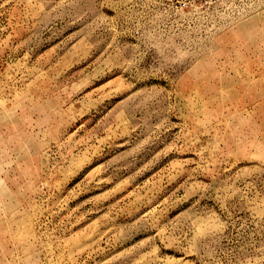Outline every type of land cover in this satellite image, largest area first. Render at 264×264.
<instances>
[{
  "label": "rangeland",
  "instance_id": "rangeland-1",
  "mask_svg": "<svg viewBox=\"0 0 264 264\" xmlns=\"http://www.w3.org/2000/svg\"><path fill=\"white\" fill-rule=\"evenodd\" d=\"M0 264H264V0H0Z\"/></svg>",
  "mask_w": 264,
  "mask_h": 264
}]
</instances>
